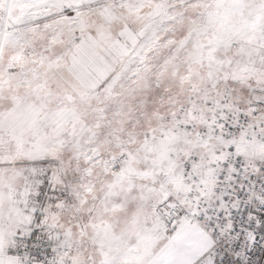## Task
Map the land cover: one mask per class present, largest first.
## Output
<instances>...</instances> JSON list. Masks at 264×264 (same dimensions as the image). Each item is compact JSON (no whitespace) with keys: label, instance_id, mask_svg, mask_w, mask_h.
<instances>
[{"label":"snow or ice","instance_id":"6c2138e0","mask_svg":"<svg viewBox=\"0 0 264 264\" xmlns=\"http://www.w3.org/2000/svg\"><path fill=\"white\" fill-rule=\"evenodd\" d=\"M0 264H264V0H0Z\"/></svg>","mask_w":264,"mask_h":264}]
</instances>
